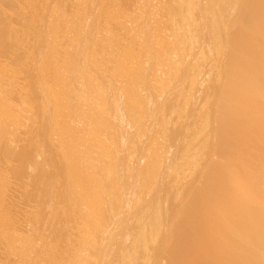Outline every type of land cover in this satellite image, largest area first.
Masks as SVG:
<instances>
[{
  "label": "bare ground",
  "instance_id": "obj_1",
  "mask_svg": "<svg viewBox=\"0 0 264 264\" xmlns=\"http://www.w3.org/2000/svg\"><path fill=\"white\" fill-rule=\"evenodd\" d=\"M0 264H264V0H0Z\"/></svg>",
  "mask_w": 264,
  "mask_h": 264
},
{
  "label": "rangeland",
  "instance_id": "obj_2",
  "mask_svg": "<svg viewBox=\"0 0 264 264\" xmlns=\"http://www.w3.org/2000/svg\"><path fill=\"white\" fill-rule=\"evenodd\" d=\"M170 242V241H169ZM171 245V243H169V246Z\"/></svg>",
  "mask_w": 264,
  "mask_h": 264
}]
</instances>
